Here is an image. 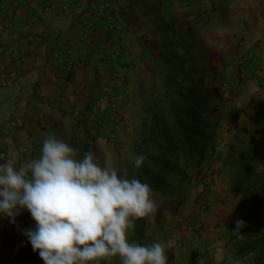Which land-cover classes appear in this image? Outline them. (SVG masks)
<instances>
[{"label":"crops","instance_id":"0c3cea01","mask_svg":"<svg viewBox=\"0 0 264 264\" xmlns=\"http://www.w3.org/2000/svg\"><path fill=\"white\" fill-rule=\"evenodd\" d=\"M108 19L123 30L105 32ZM178 59L203 78L215 153L202 183L170 215L145 219L135 243L174 240L168 264H254L234 232L264 204L254 172L264 162V0H0V73L16 75L0 86V164L38 157L50 133L106 164L136 126L137 140L141 95ZM28 215L0 214V264H17Z\"/></svg>","mask_w":264,"mask_h":264},{"label":"clouds","instance_id":"9594fccd","mask_svg":"<svg viewBox=\"0 0 264 264\" xmlns=\"http://www.w3.org/2000/svg\"><path fill=\"white\" fill-rule=\"evenodd\" d=\"M54 134L42 141L40 155L0 164V214L12 223L23 210L35 221L26 236L44 264H100L119 258L121 264H168L167 244L141 246L129 241L135 221L154 219L157 204L147 183L101 166L94 153L79 156ZM2 158V157H0ZM136 168L143 155H129ZM244 222L237 220L234 233Z\"/></svg>","mask_w":264,"mask_h":264},{"label":"trees","instance_id":"16d2710c","mask_svg":"<svg viewBox=\"0 0 264 264\" xmlns=\"http://www.w3.org/2000/svg\"><path fill=\"white\" fill-rule=\"evenodd\" d=\"M186 67L181 59L169 63L161 79L141 95L143 118L133 156L143 155L145 160L140 168L132 161L126 178L147 183L153 197L169 184L182 186L189 175L199 176L215 153L209 132L211 104L202 94L203 78ZM243 222L245 226L236 234L243 237L239 253H253L254 264H264V222L255 216ZM134 223L130 241L139 243L145 220ZM26 226L36 228L30 213ZM16 254L17 264H44L27 237Z\"/></svg>","mask_w":264,"mask_h":264},{"label":"rangeland","instance_id":"374dc122","mask_svg":"<svg viewBox=\"0 0 264 264\" xmlns=\"http://www.w3.org/2000/svg\"><path fill=\"white\" fill-rule=\"evenodd\" d=\"M137 119V117H136ZM137 122V121H135ZM138 124V123H137ZM134 130H139V127L136 126V128H132V130L128 133L132 137L130 138L131 141H128L129 138L125 137V144L120 146L118 145L119 143H115L116 147L113 145V150L111 152V158L107 161L106 164H110L111 166H114L117 169L118 175L126 178L128 175V169L130 167V163L132 160L128 159L129 155H133V148L135 143L137 142L138 138L136 141H133L135 136H134ZM214 149V148H213ZM210 157V154L208 155ZM106 164H101V166H105ZM260 164V165H259ZM259 167H264V162L258 163ZM256 165L254 168V172L259 168ZM205 174L208 173V171H202ZM204 175L202 178H197L196 176L189 175V180L187 179L182 186H178L177 184H169L166 187H163L161 194H156L154 195V200L156 201L157 204V212L156 215L162 214V215H170L171 210L175 209L176 207L178 208L179 205L185 200L186 198V188L189 187L192 190L197 188L199 184L202 183L204 180ZM261 176H264V172L262 174H259ZM193 181V182H191ZM190 191V190H189ZM239 195H241V199L243 200L244 195L247 196L248 192H241ZM241 200V201H242ZM196 202V199H195ZM238 211V209H237ZM249 213L247 215H250L251 213L257 212V216L259 217L258 220L264 222V204L260 205L259 209L255 208H250ZM130 241V239H129ZM131 242V241H130ZM115 260L119 261V258H114L110 263L115 264ZM107 264V262H106Z\"/></svg>","mask_w":264,"mask_h":264},{"label":"built area","instance_id":"2783aa9c","mask_svg":"<svg viewBox=\"0 0 264 264\" xmlns=\"http://www.w3.org/2000/svg\"><path fill=\"white\" fill-rule=\"evenodd\" d=\"M103 9H104L103 7H101L99 9V11H98V15L99 16L102 15ZM190 19H193V18H190ZM121 30H123V26L121 24H119V23L113 22L111 19L107 20V23H106V25L104 27V31L105 32H111V31L120 32ZM116 56H118V52L114 56H112V58H115ZM97 57L101 58V59L104 58V56L102 54H97ZM71 66H72V64L69 63L67 71H70ZM15 76L16 75H15V73L13 71L9 72V74H7V75H3L2 73H0V86L1 87L12 86L13 85V81L15 80ZM95 139L96 138L93 139V143L95 142ZM98 140H99V138H97V141ZM0 157H2V158H0V162H1V161H3L5 159V153L0 152ZM263 172H264V167H259L255 171V174L259 175V174H262ZM203 175H204V173L202 172L197 178H202ZM191 182H193V181H191ZM198 264H207V263L201 261V262H198Z\"/></svg>","mask_w":264,"mask_h":264}]
</instances>
